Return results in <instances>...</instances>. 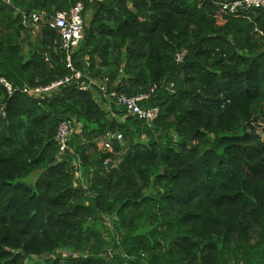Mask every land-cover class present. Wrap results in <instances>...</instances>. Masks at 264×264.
I'll return each mask as SVG.
<instances>
[{
    "label": "trees",
    "instance_id": "1",
    "mask_svg": "<svg viewBox=\"0 0 264 264\" xmlns=\"http://www.w3.org/2000/svg\"><path fill=\"white\" fill-rule=\"evenodd\" d=\"M225 1L0 2L13 86L0 82V264H264V9L231 15ZM78 3L83 78L25 93L69 75L50 23ZM88 79L150 94L140 104L158 119L82 90ZM68 119L80 128L61 155Z\"/></svg>",
    "mask_w": 264,
    "mask_h": 264
},
{
    "label": "built area",
    "instance_id": "2",
    "mask_svg": "<svg viewBox=\"0 0 264 264\" xmlns=\"http://www.w3.org/2000/svg\"><path fill=\"white\" fill-rule=\"evenodd\" d=\"M108 0H89L90 3H101ZM9 4L11 0H0ZM220 7L227 14H236L241 10L249 9H264V0H226L220 3ZM85 15L86 9L83 3H78L69 12L57 13L50 26L56 29L61 38L60 49L66 55V66L69 70V75L64 79L56 81L48 86H39L36 88H24L27 94L35 96H44L55 93L60 87L69 83L71 80H80L83 74L77 69L74 63V53L80 46L85 36ZM30 21L38 26L43 22V18L39 15H32ZM186 51H182L177 55V61H183ZM0 82L7 88L9 93H12L13 86L5 78H0ZM81 89L87 92L100 94L101 96L113 100L116 105L127 110V114L134 116L148 124H152L159 117L158 108H145L141 106V102L148 100L150 94H142L139 96L129 97L123 93H109L107 80L99 81L96 79H88L81 84ZM78 131V122L76 119H68L61 122L57 134L56 142L59 147L60 154L63 155L69 149V141L72 136ZM118 140H122V136H116Z\"/></svg>",
    "mask_w": 264,
    "mask_h": 264
},
{
    "label": "rangeland",
    "instance_id": "3",
    "mask_svg": "<svg viewBox=\"0 0 264 264\" xmlns=\"http://www.w3.org/2000/svg\"><path fill=\"white\" fill-rule=\"evenodd\" d=\"M5 69H10L11 72H13L14 78L17 81H22V72L20 70V65L19 64H12L11 67H6ZM80 127V124H79ZM111 139L109 138H102L100 140H98V146L101 150H112L111 147ZM124 150L118 154V158H120L123 154Z\"/></svg>",
    "mask_w": 264,
    "mask_h": 264
},
{
    "label": "crops",
    "instance_id": "4",
    "mask_svg": "<svg viewBox=\"0 0 264 264\" xmlns=\"http://www.w3.org/2000/svg\"><path fill=\"white\" fill-rule=\"evenodd\" d=\"M6 72H7L9 75L14 76V75H13V72H11L10 69H7ZM78 128H80V127H79V124H78Z\"/></svg>",
    "mask_w": 264,
    "mask_h": 264
},
{
    "label": "water",
    "instance_id": "5",
    "mask_svg": "<svg viewBox=\"0 0 264 264\" xmlns=\"http://www.w3.org/2000/svg\"><path fill=\"white\" fill-rule=\"evenodd\" d=\"M109 165L111 166V165H113V163L112 162H109Z\"/></svg>",
    "mask_w": 264,
    "mask_h": 264
}]
</instances>
